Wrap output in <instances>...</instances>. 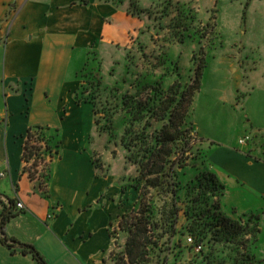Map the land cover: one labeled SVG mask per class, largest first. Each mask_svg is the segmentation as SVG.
I'll return each instance as SVG.
<instances>
[{"label": "crops", "instance_id": "1", "mask_svg": "<svg viewBox=\"0 0 264 264\" xmlns=\"http://www.w3.org/2000/svg\"><path fill=\"white\" fill-rule=\"evenodd\" d=\"M127 7L114 0H0V172H6L0 194L4 205L15 202L5 233L34 246L48 264H106L113 244L110 230L119 216L105 197L111 181L92 162L94 113L77 102L76 75L91 49L104 56L110 48L114 56L130 46L143 22ZM240 41L241 56L217 54L204 71L193 108L197 132L211 146L209 167L225 186L228 216L233 209L238 215L264 210V34ZM224 116L236 130L229 145L243 154L211 140L213 132L224 138ZM38 126L61 137L59 151L48 156L46 187L25 171L27 133ZM247 135L252 140L240 145ZM2 212L0 205V219ZM0 264L38 263L12 254L0 239Z\"/></svg>", "mask_w": 264, "mask_h": 264}, {"label": "trees", "instance_id": "2", "mask_svg": "<svg viewBox=\"0 0 264 264\" xmlns=\"http://www.w3.org/2000/svg\"><path fill=\"white\" fill-rule=\"evenodd\" d=\"M172 3L164 0L155 8H144L131 0L127 11L141 21L147 14V21L132 44L121 50L118 58L112 56L110 82L105 76L104 56L94 49L76 75L81 83L77 102L92 106L97 133L107 135L120 147L126 165L136 171L135 176L123 178L122 193L134 189L138 195L114 231L126 239L121 254L111 253L112 264H264L261 215H238L235 209L232 216L226 214L221 204L225 186L209 169L193 120L203 75L196 53L193 69L184 74L179 58L159 46L160 40L152 35L156 31L160 38L161 32L168 31L169 39L163 42L169 44H183L189 37L187 22L191 17L185 10L179 12L185 18L167 22ZM151 42L159 49L149 53ZM41 130L44 128L32 127L27 133L26 164L35 155L31 141ZM60 146L61 142L57 143L58 149ZM37 165L35 161L33 166ZM29 176L35 179L31 173ZM0 205L2 244L12 254L48 264L34 246L6 237V226L15 217V202L4 205L0 194Z\"/></svg>", "mask_w": 264, "mask_h": 264}, {"label": "rangeland", "instance_id": "3", "mask_svg": "<svg viewBox=\"0 0 264 264\" xmlns=\"http://www.w3.org/2000/svg\"><path fill=\"white\" fill-rule=\"evenodd\" d=\"M114 1L119 2L120 0ZM122 1L129 5L131 0ZM132 1L139 7L150 8L151 6H153L155 8L164 0ZM170 1L173 2L172 4L174 5V7L171 8V13L167 19V22L173 19L175 22L177 19H180L184 16L186 17V15L189 13L190 15H188V17H191V19H189L187 22L191 27L190 31L187 32V34H189V37L186 38L185 43L183 44H169L163 42L164 40L169 39L167 36L168 31L161 32L159 34L160 38L158 35H156V31H152V35L160 40V43H158L159 46H162L163 49H166L171 56L179 58L180 67L184 74H188L193 69L192 60L194 57V53H196L195 57L197 66L201 68L203 74L204 71L212 69V65L217 54L232 55L236 51L238 52L237 55L241 56L244 49L243 42H241L240 39L243 36L264 34V4L263 2L260 3L261 0ZM159 10H161V8ZM180 11L186 12V15L184 14V16H182L181 14H179ZM145 16L144 20H142L143 26H141L142 24H140L141 30L144 29L145 23L147 21V16ZM138 35L139 32H135L131 36V44L133 39ZM131 44L129 43V45ZM159 46H155V44L151 42L149 53H151L153 50L159 49ZM103 54L105 76L107 81L110 82L111 79L109 78L108 70L113 60L110 48H106L103 51ZM245 55L246 54H244V56ZM114 57L118 58L119 54H116ZM206 63L207 66L206 68H204ZM202 79L203 76L201 78V81ZM205 84V89L207 91L209 85L208 77L206 78ZM222 106L225 107V105ZM241 112L242 111L237 110L238 114ZM218 113H221V111ZM224 117L225 118L223 119V127L221 128V133L223 129L226 130L225 133L223 132L226 137L224 136V138H220V136H216V132H213L215 134L212 135L213 137L211 140H213L216 145L221 144L223 146H227L237 154H243L242 150L233 147V145H229L230 138L232 135L236 134V130L235 128H231V130L229 129V117ZM194 122L196 124V120H194ZM200 138L203 140V147L207 152L208 148H210L211 146H208L207 140H204L202 137ZM90 140L89 150L91 153L92 162L93 164H96V166L94 165L95 168L98 167L99 170H97L99 171L100 175L108 176L109 180L111 181V189H107L105 191L106 201L107 203H110L112 210H114L116 215L119 216V219L116 221V225L113 226L110 230L113 244L105 260L106 264H112L113 262L111 260V257L114 254L122 253L121 247L126 239L123 233L118 231L116 234L114 231L116 230V226L120 221L121 216L125 211H128L133 207V204L136 201L138 195V192L134 189H129V191L125 194L122 193L124 184L123 178L127 175L135 176L136 171L134 168L126 165L124 152L120 149V147L115 146V143L110 140L107 135L100 136L97 133L96 135L91 137ZM59 142H61V137L57 133L52 134L45 129L37 131L31 141V146L36 148L34 151L35 155L31 158L30 162L26 164L25 169H27V172L29 174L31 173L35 177V179H39L43 187H46V183L50 178L48 156L53 152L59 151L57 148V143ZM207 146L208 148H206ZM47 147H49L50 149H47ZM35 161H37L38 167L33 166V163ZM209 169L211 170L210 167ZM250 203L251 201H248L247 204ZM257 213L262 216L260 253L264 258V210H261ZM113 235L116 237V241L115 238L112 237ZM116 242L117 245L114 244ZM190 242L191 241L189 240L187 243L189 244ZM111 253H113L112 256Z\"/></svg>", "mask_w": 264, "mask_h": 264}, {"label": "built area", "instance_id": "4", "mask_svg": "<svg viewBox=\"0 0 264 264\" xmlns=\"http://www.w3.org/2000/svg\"><path fill=\"white\" fill-rule=\"evenodd\" d=\"M251 140V137L250 136H244L242 137L240 140H239V144L240 145H246L247 143H249ZM6 176V172H0V177H5ZM17 208L19 210H24L25 209V204L23 202H18L17 203ZM191 241V239H190ZM200 248H197L196 251L199 252Z\"/></svg>", "mask_w": 264, "mask_h": 264}]
</instances>
